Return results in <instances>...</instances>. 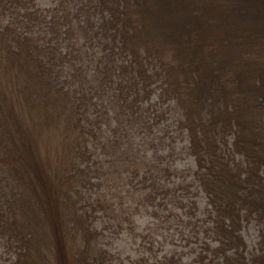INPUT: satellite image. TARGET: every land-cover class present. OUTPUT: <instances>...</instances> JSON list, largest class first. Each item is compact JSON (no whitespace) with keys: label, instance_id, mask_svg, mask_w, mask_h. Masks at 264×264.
I'll return each instance as SVG.
<instances>
[{"label":"trees","instance_id":"obj_1","mask_svg":"<svg viewBox=\"0 0 264 264\" xmlns=\"http://www.w3.org/2000/svg\"><path fill=\"white\" fill-rule=\"evenodd\" d=\"M25 1L0 0V234L10 236V248L14 242L20 247L12 264H105L110 255L97 245L91 214L79 208V187L93 174L89 166L78 168L79 161L92 159L87 132H76L79 98L58 88V65L42 61L48 49L16 20L5 23L4 6ZM88 2L89 7L82 3L77 9L82 17L78 27L87 35L92 23L94 29L97 25V44L115 64H104L103 58L89 74L100 72L104 79L118 71L115 81L122 85L127 78L138 94L148 91L151 81H160L162 95L185 110L180 124L190 134L197 177L214 213L215 254L222 264L243 263L233 257L239 251L230 253V245L240 241L241 217L253 216L261 227L262 250L254 264H264V48L258 50L264 0ZM27 10L28 24L33 19ZM61 20L63 29L67 23ZM74 52L70 48V59ZM14 58L34 76L30 82L38 95H31L32 101H23L19 93L20 78L10 70ZM4 91L11 94L9 100ZM226 133L234 139L225 152L219 138ZM103 201L89 197L83 205L102 208ZM47 242L51 251H45Z\"/></svg>","mask_w":264,"mask_h":264},{"label":"rangeland","instance_id":"obj_2","mask_svg":"<svg viewBox=\"0 0 264 264\" xmlns=\"http://www.w3.org/2000/svg\"><path fill=\"white\" fill-rule=\"evenodd\" d=\"M19 3L4 6L5 23L16 20L26 35L48 49L42 61L48 67L50 63L58 65L55 69L58 88L69 89L79 98L80 126L76 132H87L85 141L90 145L92 159L79 161L78 168L89 166L93 171L91 182L79 187L83 199L79 208L80 212L88 210L91 214L97 245L110 255L105 264H222V258L215 254L218 240L211 232L214 213L197 177L195 155L189 147L190 134L180 124L184 108L162 95L159 80L151 81L148 91L138 94L127 78L121 81L122 85L115 81L118 71L112 70L114 75L104 79L103 73L99 72V77L95 74L92 77V71L89 74L91 69L98 70L95 66L101 65L103 58L104 64L106 61L110 66L115 64L97 44L98 38L94 36L97 25L94 24V29L92 23V33L87 35L78 27L82 17L77 9L82 3L89 7L88 0ZM27 8L33 19L28 24L24 18ZM64 11L70 14L68 18L62 15ZM61 19L67 23L63 29ZM70 28L73 32L68 35L66 31ZM259 38L261 52L264 35ZM70 48L76 50L71 57L73 62ZM63 55L67 57L58 61ZM23 66L14 58L10 70L20 78L23 101L29 102L31 95L36 97L38 93H33L34 76ZM2 80L5 81L3 77ZM4 92L9 100L11 94ZM56 131L49 136L50 142L54 141ZM227 138L228 144L223 146ZM233 139L232 134L226 133L225 138H219L220 148L229 149ZM261 175L264 179V171ZM89 197L93 201L101 197L104 207L83 205ZM238 229L240 241L230 245L229 251H239V256L233 254L243 262L239 264H254L262 254L261 227L253 216H242ZM9 239L8 234H0V264H12L21 252L16 242L13 249L9 247ZM50 244L45 251H51Z\"/></svg>","mask_w":264,"mask_h":264}]
</instances>
